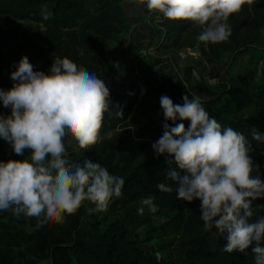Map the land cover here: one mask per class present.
I'll use <instances>...</instances> for the list:
<instances>
[{"label": "clouds", "instance_id": "1", "mask_svg": "<svg viewBox=\"0 0 264 264\" xmlns=\"http://www.w3.org/2000/svg\"><path fill=\"white\" fill-rule=\"evenodd\" d=\"M158 20L190 21L200 31L204 44L226 42L232 35L230 17L255 0H136ZM48 20L52 13L42 6ZM264 74V62L257 77ZM14 82L0 89V102L10 115H0V138L24 160L0 162V211L36 218L37 227L51 221L62 222L88 201L93 211L107 210L113 197L122 196L123 177L91 159L71 163L68 148L87 151L101 140L106 113H111L110 90L94 72L69 58H56L45 71L34 70L22 56L10 74ZM183 104H174L167 95L160 98L164 120L163 135L152 144L155 157L166 156L167 181L156 187L177 198L200 200V215L206 230L215 229L226 243L223 251L254 254L255 264H264V217L252 221L253 201L264 199V179L255 164L246 137L231 127L223 128L210 117L200 96L185 92ZM117 116H123L121 110ZM190 121V126L177 121ZM172 121L175 126H170ZM253 140L264 143L258 131ZM255 173V175H254ZM175 185V188H173ZM138 213L145 208L158 211L152 197L142 198ZM155 218V216L153 217ZM163 222V218H161Z\"/></svg>", "mask_w": 264, "mask_h": 264}, {"label": "trees", "instance_id": "2", "mask_svg": "<svg viewBox=\"0 0 264 264\" xmlns=\"http://www.w3.org/2000/svg\"><path fill=\"white\" fill-rule=\"evenodd\" d=\"M120 0H97L89 8L82 0H0V89L8 90L13 81L10 74L16 70L3 55L1 47L9 39L21 38L32 60L34 70L47 71L56 58H69L97 74L111 58L108 39L123 27L124 19ZM52 13L48 20L41 15L42 6ZM19 20H27L20 24ZM162 28L170 45H196L203 60L213 62L224 51L238 52L251 44L264 29V0H255L251 9L243 10L229 19L232 35L226 42L204 44L197 40L200 29L190 21L164 19ZM253 66L245 68L227 86L209 97H201L210 117L223 128L231 127L241 132L250 144V155L260 166L264 179V143L253 140L258 131L264 135V74L257 77V68L264 62V51ZM110 90L112 109L123 112L122 118L113 110L104 118L101 140L92 156L95 162L107 168L110 174L123 177L122 196L113 197L109 203L129 206L137 210L142 198L152 197L158 211L143 216L147 219L164 213L163 222L157 226L162 231L177 233L182 243L181 264H255L251 249L246 253L223 251L226 240L215 229L206 230L200 215V200L191 203L177 198V193H163L156 184L167 181V171L173 168L183 175L177 165H168L167 157H155L152 144L164 132V114L160 105L163 95L174 104H183L185 92L170 77L146 76L143 84L131 83L125 88L106 85ZM172 94V95H171ZM174 94V96H173ZM10 108L0 102V115H10ZM170 126H175L168 121ZM190 126V121H177ZM111 130V132L106 133ZM2 148L0 138V162L24 160ZM255 175V173H254ZM175 188V185H173ZM255 221L264 217V199L253 201ZM7 211H0V264H14L7 250L22 241H28L30 233L12 227L3 221ZM52 223V221H51ZM36 236L34 253L43 256V264H162L153 250L143 248L127 226L117 220L103 222L98 219L80 224L79 217L61 233L51 231L47 222L37 227L32 224ZM162 259L161 257H159ZM26 264H36L32 261Z\"/></svg>", "mask_w": 264, "mask_h": 264}, {"label": "rangeland", "instance_id": "3", "mask_svg": "<svg viewBox=\"0 0 264 264\" xmlns=\"http://www.w3.org/2000/svg\"><path fill=\"white\" fill-rule=\"evenodd\" d=\"M82 1L90 8L97 0ZM118 3L124 25L120 30L112 32L113 34L108 39L111 58L108 65L96 74L106 85L112 87L125 88L131 83L141 86L146 76L153 75L157 78L170 77L180 85V92L186 89L192 95L209 97L231 83L245 68L253 66L264 51L263 29L254 41L241 51L233 53L224 51L219 58L207 63L203 60L195 44L188 45L184 42L179 46L170 45L168 35L162 28L164 20H158L147 9L140 16L141 9L136 0H120ZM19 22L24 24L27 20H19ZM138 25H147L149 29L143 35H137ZM1 50L4 57L16 67L22 56H27L29 61L32 60L21 38L7 40ZM186 66L190 67L189 72L186 71L187 75L184 70ZM191 70L196 72L199 78L198 83ZM255 80L258 79L255 78ZM108 132L111 130L106 133ZM104 134L101 133V136ZM1 142L2 148L8 154L13 152L8 142L3 138H1ZM95 146L87 151L81 150V152H74L69 147L67 159L71 163L80 164L86 159L94 161L92 154L97 149ZM29 154L30 150L26 157ZM94 207L90 202L85 201L77 212L65 215L62 222H50L51 231L61 233L64 238L63 230L77 217H79L80 224L92 219L103 222L117 220L129 228L131 235L138 240L143 248L157 253L162 258V264H181L180 258L183 256V252L180 237L177 233L164 232L161 227L157 226L161 222V218H164V213L147 219L146 216L139 214L136 208L120 206L117 203L109 205L104 212L93 211ZM3 221L10 228L14 226L30 233L28 241H22L7 250L14 264H26L29 261L36 264L46 262L45 257L34 253L36 236L33 233L32 224L36 222L35 217L29 218L24 215L17 217L11 211H7Z\"/></svg>", "mask_w": 264, "mask_h": 264}, {"label": "water", "instance_id": "4", "mask_svg": "<svg viewBox=\"0 0 264 264\" xmlns=\"http://www.w3.org/2000/svg\"><path fill=\"white\" fill-rule=\"evenodd\" d=\"M139 8L141 9V10L139 11V15L141 16V15H142V12H144V13L146 12V8H144V6H142V5L139 6ZM141 28L146 29V30L149 29L148 26H144V27H141ZM184 70H185V73H186V75H187V72H189L190 67L186 66V67L184 68ZM186 71H187V72H186ZM191 71H192V74L194 75V77L196 78L197 83H198V82H199V78H198L196 72H195L194 70H191ZM185 73H184V75H185ZM196 96H199V95L196 94ZM156 255L158 256L157 253H156ZM158 259H159V261L162 263V259H160L159 256H158Z\"/></svg>", "mask_w": 264, "mask_h": 264}, {"label": "crops", "instance_id": "5", "mask_svg": "<svg viewBox=\"0 0 264 264\" xmlns=\"http://www.w3.org/2000/svg\"><path fill=\"white\" fill-rule=\"evenodd\" d=\"M141 27H143V25H140V26L138 25V27H137V33H136L137 35H143L144 32L146 31V29H143Z\"/></svg>", "mask_w": 264, "mask_h": 264}, {"label": "flooded vegetation", "instance_id": "6", "mask_svg": "<svg viewBox=\"0 0 264 264\" xmlns=\"http://www.w3.org/2000/svg\"><path fill=\"white\" fill-rule=\"evenodd\" d=\"M144 27V26H143Z\"/></svg>", "mask_w": 264, "mask_h": 264}]
</instances>
